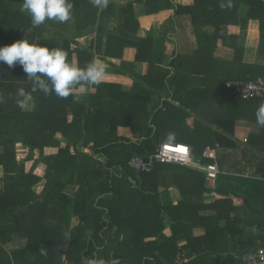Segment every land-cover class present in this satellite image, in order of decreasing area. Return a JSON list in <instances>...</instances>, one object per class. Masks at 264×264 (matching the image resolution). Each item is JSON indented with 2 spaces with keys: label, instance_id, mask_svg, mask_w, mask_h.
<instances>
[{
  "label": "trees",
  "instance_id": "obj_1",
  "mask_svg": "<svg viewBox=\"0 0 264 264\" xmlns=\"http://www.w3.org/2000/svg\"><path fill=\"white\" fill-rule=\"evenodd\" d=\"M70 2L73 4L70 20L65 23L46 20L33 27L30 14L22 11L23 0H0V46L25 39L50 50L58 47L67 52L71 64L75 55L76 66L80 68L92 63L95 54L112 61L121 59L123 50L131 47L135 51L134 62L148 63V71L141 79L151 87V92L119 91V97H113L107 88L98 85L94 95L73 94L61 99L55 93L33 92L34 85L22 66L9 68L0 64V167L4 174L0 224L10 223V233L25 232L27 236L25 248L10 254L2 248L4 242L0 236V264H84L85 259H94L101 253L99 247L104 253L111 251V260L132 264L134 260L129 255L132 246L136 252L151 247L155 264H173L176 251L173 242H166L163 247L150 242L144 244L148 235L161 236L162 215L178 225L185 217L187 222L191 221L188 229L180 228L187 255H214L212 260L198 264L220 260L231 248L238 257L258 248L246 226L255 224L264 240V215L252 211L253 216L260 218L246 220V193L213 197L211 204L204 203L201 211L214 209V215L199 217V210L190 199L175 205L172 199H166L162 193L164 178L160 176L171 173L177 181L182 174L189 177L192 191L196 188L203 194H217L203 187V173L154 159L151 170L137 167L134 162L150 158L160 138L182 143L176 136L208 134L211 125L232 137L234 122L246 120L249 111L254 113L252 119L257 123L255 113L264 99H236L225 83L258 77L252 67H246V42L238 45L237 13L244 5L248 8V19H255L257 13L264 11V1L194 0L192 6L183 7L177 0H135L144 5L146 15L170 9L175 14H189L199 43L191 55L179 54L160 24L153 22L147 31L141 27L133 2L118 7L110 0L104 10L94 7L90 0ZM118 9L123 28L128 31L127 38L107 30ZM205 25L215 26L214 34L202 32L200 27ZM72 27L74 31L70 34ZM93 33L86 46L75 42L76 38ZM221 45L233 49L231 61L214 56L215 49ZM163 64L168 65L166 71L161 69ZM20 89L32 99L19 96ZM219 92L226 93L223 101L228 111L221 110L213 118H209L208 111L206 115L197 113L204 122L188 131L185 118L190 114L186 109L193 113L210 109L208 100ZM155 97H164L161 106L152 104ZM119 127L128 129L132 138L119 135ZM170 134L174 135L173 140H169ZM228 136L213 132V141L224 149H234L236 144ZM259 139L264 141V127ZM18 145L26 148L21 159H17ZM204 145L191 146L194 160L203 164L209 162L202 157ZM242 151L246 153V147ZM131 178L135 179L134 183ZM237 179L239 187L246 186L245 179ZM256 183L262 189L264 201V182ZM68 185L74 188L71 195L65 192ZM233 198H242L244 204L236 205ZM152 210L153 218L148 219L147 226L148 211ZM57 215L66 224L64 233L44 225L45 219ZM72 216L78 217L79 223L69 228ZM195 225L205 228L204 236L192 235L191 228ZM88 230L92 231L89 236L85 233ZM67 243L63 261L59 251ZM143 256L146 255L142 252L137 264H141ZM235 264H242V260H236Z\"/></svg>",
  "mask_w": 264,
  "mask_h": 264
},
{
  "label": "crops",
  "instance_id": "obj_2",
  "mask_svg": "<svg viewBox=\"0 0 264 264\" xmlns=\"http://www.w3.org/2000/svg\"><path fill=\"white\" fill-rule=\"evenodd\" d=\"M117 4L118 7H124L128 2H133L134 11L136 13V17H138L141 27H144L146 31L150 27L153 22H156L161 25V30L167 32V36L169 39L173 40L175 43L176 51L181 55H191L194 51L199 48L198 38L194 31V27L192 25V18L189 14H175L173 10H163L157 14L146 15L145 7L142 3L135 2V0H111ZM264 1V0H263ZM177 2L183 6L188 7L194 4V0H177ZM247 6L241 5L238 9V45L243 46L246 42V67H252L255 70L254 75L261 77L264 74V11L257 13L255 19H248L247 17ZM246 13V15H245ZM107 30L110 34L121 37L127 38L128 31L123 28L122 23V15L119 9L117 10L115 16L109 20ZM200 30L206 34H214L215 26L213 25H205L201 26ZM73 27L70 28V34H73ZM246 31V37H245ZM94 36V33L89 35L86 34L82 37H78L75 39V42L81 46H86L89 43L90 38ZM74 46V44H72ZM135 55V51L131 47H127L123 50L121 59L113 58V60H109L107 57H102L100 55H96L94 57V61L101 62L105 67V76L103 77V82L100 85H103L105 88L109 90V93L113 97H119V91L125 92H133V93H147L151 92V87L141 79V76L146 75L148 71V63L147 62H134L133 57ZM214 56L221 60L231 61L234 56V51L230 47L226 45H221L217 47L214 51ZM76 64L75 55L73 56V63ZM162 71H166L168 69V65H161ZM262 73V74H261ZM246 76H250V74L246 73ZM264 78V77H263ZM81 87V86H79ZM79 87L74 89L73 94H77L79 91ZM88 91L83 96L87 95H94L96 92L95 86L87 85L86 86ZM226 93H224L225 95ZM221 92L214 93L208 97V101L210 102V109H202L199 112L193 113L191 109H186V111L190 114L188 118H185V125L188 126V131L192 130L196 126V124L201 125L204 120L201 121L202 118L199 117L201 114H205L208 111L209 118H213V116H219L220 111H228V106L223 101V96ZM225 97H227L225 95ZM264 99V98H262ZM164 97L158 98L155 97L153 99L152 104L155 106H161ZM247 101V100H246ZM177 105V104H175ZM214 111V114H213ZM199 115H198V114ZM254 113L250 111L246 114V120H237L234 122V135L228 136L224 130L216 128L215 125H211V131L208 134H197L193 135V137L188 136H176L180 138L182 144H186L190 148L191 146L196 144L199 147L201 144L204 145V149L208 146L213 147L215 144L217 145L216 148V159L215 162L219 169V174L217 175L215 182L209 183L205 179L204 175V184L203 187L210 191H217V194H203L200 190L190 187L191 182L189 177L185 175H178L173 176V174L168 173L160 178L163 179L164 188L162 193L166 196V199L173 200L172 204L175 205L178 201H185L186 199L191 200V204L195 205V209L198 211V216L208 214L214 215V209H211L210 212H203L201 211V207H203L204 203H210L215 198H222V195L226 196L225 194H230L232 192H237L240 195H244L246 193V216L248 217L246 220H252V218H260L259 215L253 216L256 212L259 214L264 215V201L261 199L262 197V189H259L258 184H254L255 181L264 182V141L260 140V136L262 133V127H260L255 121L252 119ZM119 135H125L132 138L129 130L123 127H119L117 130ZM213 132H218L225 134L229 137L234 143L236 144L234 149H224L219 146L217 142L213 141ZM169 143H175L172 141H168ZM178 143V142H177ZM159 144V140H158ZM246 147V153H243V149ZM203 149V150H204ZM22 153V156L26 154V148L22 145L16 146V153L19 151ZM202 150V151H203ZM192 162L194 165L203 163L194 160L192 154ZM220 160L223 162V165L220 167ZM210 162V160H209ZM206 164V163H205ZM222 164V163H221ZM152 165V164H151ZM180 165V164H178ZM185 168H189L200 173H203L201 170L197 169L196 166L190 165H180ZM148 168V170H151ZM204 174V173H203ZM4 174L2 168L0 167V189L2 188V178ZM237 178L245 179L246 186L239 187V180ZM133 183L135 179H130ZM190 182V183H189ZM39 191L40 189H36ZM65 192L71 195L74 192V188L71 185H68L65 189ZM233 202L240 206L244 204L243 199L241 198H233ZM172 211L176 212L174 208H171ZM243 210V207L240 208ZM153 211H148V218H147V226H148V219L153 218ZM177 213V212H176ZM174 213V216L175 214ZM178 214V213H177ZM264 218V217H263ZM196 219L194 218V221ZM183 218V222L180 223H171L170 220L162 215V222H163V230L160 237L157 235H148L144 239V244L150 242L155 245H162L166 242H173L176 245V251L174 253V261L176 260V256L178 252H184V257L186 259L184 264H198L203 261H209L214 258L213 254L208 253H199L195 254L192 253L191 255H187V251L183 249V242L182 237L184 232L180 230V228H189L190 222ZM70 225L69 228L76 226L79 223V219L76 216H72L70 218ZM44 225L53 229L56 232L64 233L65 231V223L64 220L59 216H55L54 218H47L44 221ZM12 226L10 223H2L0 224V236L3 239L2 248L10 254L11 252L21 250L25 248L27 244V236L25 232H9V228ZM179 228V229H178ZM246 232L253 235L254 242L259 247L264 245V240L260 238L263 233L256 227L255 224L247 225ZM86 235H90L92 231H86ZM191 233L194 237H201L204 236L206 231L204 227L200 225H195V227L191 228ZM10 236V238H8ZM168 240V241H165ZM107 244V243H106ZM233 245V243L231 244ZM99 251L101 253L99 255H95L93 260H103L105 264H110L111 262V251L104 253L102 252V247H99ZM68 249V243L64 244L61 251H59V256L62 258L63 261L66 260V252ZM226 252L223 257L219 260L213 261L210 264H235L236 260L241 261V256H237L235 249L231 248ZM252 251V250H250ZM144 253L146 256L142 257L141 264H155L153 255V250L151 247H147L141 251H135L132 248L129 250V255L131 256L130 259L134 260L132 264H137L139 255ZM98 258V259H97ZM165 258L163 257V261L165 262ZM124 264H131V263H124ZM157 264V263H156ZM172 264V263H170Z\"/></svg>",
  "mask_w": 264,
  "mask_h": 264
},
{
  "label": "clouds",
  "instance_id": "obj_3",
  "mask_svg": "<svg viewBox=\"0 0 264 264\" xmlns=\"http://www.w3.org/2000/svg\"><path fill=\"white\" fill-rule=\"evenodd\" d=\"M91 4L104 10L110 0H90ZM22 11L30 14L33 27H38L46 20L65 23L70 20L73 12V4L70 0H23ZM0 64H6L9 68L22 66L23 72L34 87L45 95L55 93L61 99L73 95L78 85L77 95L87 93V85L98 86L103 82L105 67L99 61H93L86 68H80L68 62L67 52L55 47L51 50L40 43H30L20 39L9 45L0 46ZM21 97L32 99L31 95L23 89L18 91ZM256 122L264 127V103L256 110ZM174 135H169L173 140ZM84 264H105V261L85 259ZM110 264H119L117 259H112Z\"/></svg>",
  "mask_w": 264,
  "mask_h": 264
},
{
  "label": "built area",
  "instance_id": "obj_4",
  "mask_svg": "<svg viewBox=\"0 0 264 264\" xmlns=\"http://www.w3.org/2000/svg\"><path fill=\"white\" fill-rule=\"evenodd\" d=\"M225 86L229 90V93L236 99L250 100L264 98L263 77H256L255 79L246 82L227 81ZM216 148L217 145L215 144L213 147L208 146L202 151V157L210 160V162L203 165H194L188 145L163 141L158 144L155 153L150 158L146 161H136L134 162V165L137 167L151 165L153 159L160 163L180 164L186 166L193 165L204 173L207 182L213 183L219 174V169L215 162ZM18 158L19 157L17 156V159ZM184 254V252H178L174 264H184L186 261ZM241 260L242 264H264V247H258L255 250L244 254L241 257Z\"/></svg>",
  "mask_w": 264,
  "mask_h": 264
},
{
  "label": "water",
  "instance_id": "obj_5",
  "mask_svg": "<svg viewBox=\"0 0 264 264\" xmlns=\"http://www.w3.org/2000/svg\"><path fill=\"white\" fill-rule=\"evenodd\" d=\"M162 142H163V139L160 138V139H159V144L162 143ZM151 167H152V165H147V166H145L146 169L151 168ZM141 169H142V168H141Z\"/></svg>",
  "mask_w": 264,
  "mask_h": 264
},
{
  "label": "rangeland",
  "instance_id": "obj_6",
  "mask_svg": "<svg viewBox=\"0 0 264 264\" xmlns=\"http://www.w3.org/2000/svg\"><path fill=\"white\" fill-rule=\"evenodd\" d=\"M242 103H244V102H242ZM18 153H17V156L19 157L18 159H21L22 158V153L20 152V150L19 151H17Z\"/></svg>",
  "mask_w": 264,
  "mask_h": 264
}]
</instances>
